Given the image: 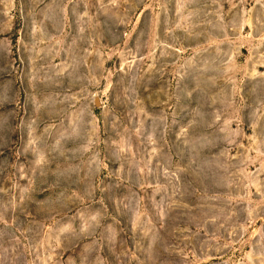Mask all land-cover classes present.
Wrapping results in <instances>:
<instances>
[{"label": "rangeland", "instance_id": "1", "mask_svg": "<svg viewBox=\"0 0 264 264\" xmlns=\"http://www.w3.org/2000/svg\"><path fill=\"white\" fill-rule=\"evenodd\" d=\"M0 264H264V0H0Z\"/></svg>", "mask_w": 264, "mask_h": 264}]
</instances>
